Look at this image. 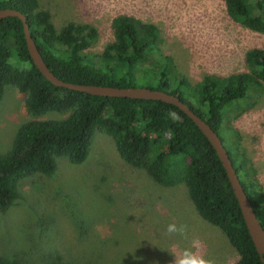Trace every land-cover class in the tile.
I'll return each instance as SVG.
<instances>
[{
  "label": "rangeland",
  "instance_id": "rangeland-1",
  "mask_svg": "<svg viewBox=\"0 0 264 264\" xmlns=\"http://www.w3.org/2000/svg\"><path fill=\"white\" fill-rule=\"evenodd\" d=\"M38 1L58 31L68 23L96 30L84 56L101 67L125 68L104 60L115 40L113 18L123 14L156 25L162 42L141 65L136 85L156 84L160 65L171 59L196 102L206 76L248 72L246 52L264 44V34L229 18L223 0ZM24 99L12 86L5 87L0 154L9 150L28 118ZM222 134L244 158L254 190L264 196V82L250 84L248 96L226 114ZM170 223L187 225V238L168 235ZM193 239L202 242L200 253L214 264L239 260L225 235L199 216L183 184L158 185L126 164L112 137L100 130L82 164L56 157L53 173L20 180L13 202L0 209V258L15 264H173L172 253L190 247Z\"/></svg>",
  "mask_w": 264,
  "mask_h": 264
},
{
  "label": "trees",
  "instance_id": "trees-1",
  "mask_svg": "<svg viewBox=\"0 0 264 264\" xmlns=\"http://www.w3.org/2000/svg\"><path fill=\"white\" fill-rule=\"evenodd\" d=\"M223 2L232 21L264 34V0ZM0 9H16L25 16L43 61L57 78L69 83L138 87L141 65L162 42L156 25L118 15L111 22L115 40L106 47L104 60H115L125 68L101 67L84 56L96 38L95 29L68 23L58 31L38 0H0ZM245 62L248 72L222 79L206 76L198 86V102L188 96L187 82L174 72L171 59L160 65L156 84L139 87L177 96L219 136L264 229V196L254 190L244 158L222 134L226 114L248 96L250 84L264 82V44L248 50ZM6 86L25 95L28 118L17 128L9 150L0 154V209L13 202L20 180L53 173L56 157L82 164L95 131L100 130L112 137L126 164L145 171L158 185L183 184L199 216L218 228L239 253L235 264H264L214 148L179 108L161 101L94 96L54 86L35 67L18 17L0 20V103ZM0 264L15 263L0 258Z\"/></svg>",
  "mask_w": 264,
  "mask_h": 264
},
{
  "label": "water",
  "instance_id": "water-1",
  "mask_svg": "<svg viewBox=\"0 0 264 264\" xmlns=\"http://www.w3.org/2000/svg\"><path fill=\"white\" fill-rule=\"evenodd\" d=\"M6 17H18L22 21L24 37L26 40L29 55L35 67L54 86L94 96L161 101L167 104H171L179 108L183 113H185L207 138V140L214 148L219 160L221 161L227 173V177L233 189L234 195L238 201L241 214L248 230L249 236L251 237V240L260 259L264 262V229L254 213L252 205L238 179L236 171L229 159L228 153L224 148L219 136L210 128V126L204 120H202L201 117L196 115L190 109V107L183 101H181L177 96L171 95L163 91L153 90L139 86L118 88L97 85H79L60 80L50 71V69L43 61L40 52L38 51L33 39L30 36L29 27L25 16L16 9H0V20Z\"/></svg>",
  "mask_w": 264,
  "mask_h": 264
},
{
  "label": "clouds",
  "instance_id": "clouds-1",
  "mask_svg": "<svg viewBox=\"0 0 264 264\" xmlns=\"http://www.w3.org/2000/svg\"><path fill=\"white\" fill-rule=\"evenodd\" d=\"M187 231V225H177L175 223H170L166 228L168 235H178L184 238H187ZM201 247L202 242L199 239H193L190 247L172 253L174 256L173 264H214L213 260L200 253Z\"/></svg>",
  "mask_w": 264,
  "mask_h": 264
}]
</instances>
